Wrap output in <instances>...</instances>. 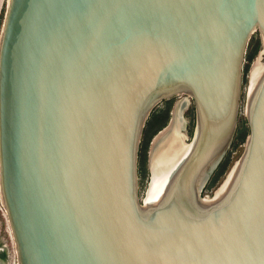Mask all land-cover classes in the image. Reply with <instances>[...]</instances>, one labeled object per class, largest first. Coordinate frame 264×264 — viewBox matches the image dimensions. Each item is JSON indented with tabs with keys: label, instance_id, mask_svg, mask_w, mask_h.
<instances>
[{
	"label": "water",
	"instance_id": "obj_1",
	"mask_svg": "<svg viewBox=\"0 0 264 264\" xmlns=\"http://www.w3.org/2000/svg\"><path fill=\"white\" fill-rule=\"evenodd\" d=\"M255 30L247 134L208 197ZM263 52L264 0H5L0 204L15 264H264ZM174 96L141 200L142 131Z\"/></svg>",
	"mask_w": 264,
	"mask_h": 264
},
{
	"label": "rangeland",
	"instance_id": "obj_2",
	"mask_svg": "<svg viewBox=\"0 0 264 264\" xmlns=\"http://www.w3.org/2000/svg\"><path fill=\"white\" fill-rule=\"evenodd\" d=\"M4 4L5 0H0V22L4 10ZM261 47L262 44L260 41L259 33L255 30L250 34L245 48L244 60L242 64L240 104L236 116L235 132L232 137L231 143L222 158V160L224 159L222 168H220V171H216V167L202 189V194L204 195H211L212 192L215 191V189L221 184L225 175L233 165L234 161L237 160L242 151L244 139L247 134L243 108L245 103V92L247 90L248 75L251 65L253 64L254 59L256 58ZM260 57L261 58L259 59V62H263L264 65V52L260 54ZM180 98L181 97L174 96L158 103L153 108L147 121L145 122L138 148L137 158V194L139 199L144 198V192L146 191L147 183L149 180L147 158L152 136L157 132V130H159L166 124L168 118L171 116L170 110L172 109L173 103ZM187 101L188 104L185 110L182 112V116L185 120L184 133L187 136L185 142H188V140L190 139L193 129V105L189 97H187ZM156 115L158 117L154 119L153 117ZM220 163L221 161L219 162V164ZM14 256L13 244L11 241L9 230L7 228L4 211L0 204V264H15Z\"/></svg>",
	"mask_w": 264,
	"mask_h": 264
},
{
	"label": "trees",
	"instance_id": "obj_3",
	"mask_svg": "<svg viewBox=\"0 0 264 264\" xmlns=\"http://www.w3.org/2000/svg\"><path fill=\"white\" fill-rule=\"evenodd\" d=\"M157 117H158V116L156 115V116H154L153 118L156 119ZM223 164H224V159L221 160V163L217 166L216 171H220V168H222Z\"/></svg>",
	"mask_w": 264,
	"mask_h": 264
},
{
	"label": "bare ground",
	"instance_id": "obj_4",
	"mask_svg": "<svg viewBox=\"0 0 264 264\" xmlns=\"http://www.w3.org/2000/svg\"><path fill=\"white\" fill-rule=\"evenodd\" d=\"M258 61H259V60H258ZM251 66H252V65H251ZM262 66H264L263 63H262ZM175 97H176V96H175ZM178 97H183V96H178ZM170 115H171V110H170ZM184 121H185V120H184ZM160 131H161V130H160ZM160 131H159V132H160ZM159 132H158V133H159ZM158 133H157V134H158ZM157 134H156V135H157ZM156 135H154V137H155ZM154 137H153V138H154ZM153 138H152V140H153ZM152 140H151V141H152ZM185 140H186V139L184 138L183 140H181V142L185 143ZM150 144H151V142H150ZM149 148H150V147H149ZM231 167H232V166H231ZM229 170H230V169H229ZM203 196H204V195H203ZM209 196H210V195H208V197H209ZM141 200H142V199H141Z\"/></svg>",
	"mask_w": 264,
	"mask_h": 264
},
{
	"label": "flooded vegetation",
	"instance_id": "obj_5",
	"mask_svg": "<svg viewBox=\"0 0 264 264\" xmlns=\"http://www.w3.org/2000/svg\"><path fill=\"white\" fill-rule=\"evenodd\" d=\"M171 117V116H170Z\"/></svg>",
	"mask_w": 264,
	"mask_h": 264
}]
</instances>
